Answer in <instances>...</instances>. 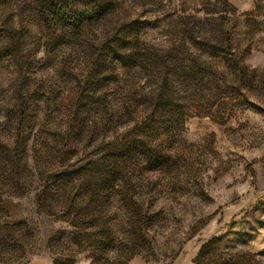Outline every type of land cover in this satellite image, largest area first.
<instances>
[{"label":"rangeland","instance_id":"obj_1","mask_svg":"<svg viewBox=\"0 0 264 264\" xmlns=\"http://www.w3.org/2000/svg\"><path fill=\"white\" fill-rule=\"evenodd\" d=\"M0 264H264V0H0Z\"/></svg>","mask_w":264,"mask_h":264}]
</instances>
